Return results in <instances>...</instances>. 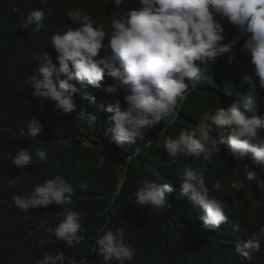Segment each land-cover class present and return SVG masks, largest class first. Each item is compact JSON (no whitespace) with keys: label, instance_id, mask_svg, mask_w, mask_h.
Masks as SVG:
<instances>
[{"label":"clouds","instance_id":"clouds-1","mask_svg":"<svg viewBox=\"0 0 264 264\" xmlns=\"http://www.w3.org/2000/svg\"><path fill=\"white\" fill-rule=\"evenodd\" d=\"M16 18L9 31L16 34L0 38V57L4 43L26 31L18 34L25 42L11 71L20 76V96L38 107L19 130L10 123L17 106L0 90V127L35 144L12 151L1 145L9 155L0 165V191L38 180L0 203V240L15 252H2L0 264H65L63 252L44 255L45 246L80 245L86 224L93 229L89 252L71 264L88 257L94 264H198L196 251L206 264H240L261 251L264 0H38ZM74 113L90 131L84 145L123 148L162 121L179 127L175 138L165 135L168 125L160 129L164 152L143 164L130 196L133 208L159 210L180 224V242L162 235L165 250L150 243L138 256L129 233L138 229L125 226H135L130 213L95 217L75 204L77 187L88 185L63 173L64 157L51 159L43 147L49 130L60 139L52 117ZM142 151L134 147L126 159ZM246 190L252 205L227 206ZM59 209L58 223L14 222L20 212L27 218Z\"/></svg>","mask_w":264,"mask_h":264},{"label":"trees","instance_id":"trees-1","mask_svg":"<svg viewBox=\"0 0 264 264\" xmlns=\"http://www.w3.org/2000/svg\"><path fill=\"white\" fill-rule=\"evenodd\" d=\"M37 2L38 0H0L1 40L16 34V32H9L13 26L18 24L16 17L21 10ZM20 33H26V31H21ZM18 34L12 40L4 43L3 55L0 57V90L4 94L9 95L17 106L18 118L15 119L10 116V123L21 130L24 124L32 118L33 112L38 106L20 96V76L11 71V61L22 50L25 42V37ZM204 86L207 85L205 84ZM49 124L59 127L60 139H57V136L51 130L44 135L49 140L43 144V147L47 149L48 155L51 159L64 157L62 161L66 160V167L62 169V172L73 173L76 176L78 174V184L86 183L88 185L86 189L77 187L79 195L75 204L83 212H91L95 217L106 216L111 211H116L121 215L130 213L135 218V226L133 227L131 222H128L125 226L129 229H138L137 231H129L136 244L138 256L143 255L144 249L150 243L157 252L165 250L161 242L162 235L173 236L176 239V243L180 242V239L175 235L176 229L181 228L180 224L172 223L171 218H168L159 210L146 209L141 211L133 208L130 196L132 188L141 180L143 164L155 160L164 152L162 147L164 136H160L159 132L162 127L168 125L167 121H162L156 127L149 129L144 141L138 142L137 145H125L123 148L115 143L111 144V148L109 145L99 147L96 145L98 144L96 140H92L95 145H84L83 141L87 136H90V131L84 121L76 118V113L71 116L54 115ZM179 130V127L175 124L168 125L165 135H171L175 138L180 132ZM34 144V139L23 136L16 137L7 129L0 127V165H8L7 157L9 151L22 147L32 149ZM148 144L150 146L146 147L145 145ZM1 145H4L9 151ZM137 146L143 148V151L129 162L126 157ZM123 178L124 181L121 183ZM37 180L26 182L14 190L13 187H9L0 191V203L8 204V199L12 194L25 191ZM261 197L264 200V193ZM240 200L246 202L248 206L252 205L254 201L252 195L246 190L235 196L227 203V206L237 209L246 208L240 203ZM106 208H108L107 212L105 211ZM62 211L64 210L30 211L27 218H25V213L20 212L14 218V222L17 226H22L23 224L40 226L43 220H47L48 223L52 221L53 223H58L57 214ZM244 221L247 230H250V219L244 217ZM85 229V239L80 245L67 247L61 243H52L45 246L44 255L63 252L65 264H71L70 259L80 262L81 258L89 252L93 238L92 227L86 224ZM263 250L264 246L261 244V251L255 254L251 261L244 260L240 264H264ZM7 251H9L8 245L0 240V254L3 252L8 256L9 253ZM179 252L183 253L180 248ZM191 254L198 264H206L199 259L198 251ZM156 260H159L158 256H156ZM94 261L93 257H88L83 260V264H94Z\"/></svg>","mask_w":264,"mask_h":264},{"label":"bare ground","instance_id":"bare-ground-1","mask_svg":"<svg viewBox=\"0 0 264 264\" xmlns=\"http://www.w3.org/2000/svg\"><path fill=\"white\" fill-rule=\"evenodd\" d=\"M28 87H29V91H30V93H32V91H33V89H32V87L30 86V85H28ZM256 95V93H254V96ZM30 97V96H29ZM29 101L30 102H32V98L30 97L29 98ZM36 104H38V103H36ZM259 110L258 109H256V112H258ZM263 111V110H262ZM261 112V111H260ZM3 242L5 243V244H9V251H7L8 253H9V255H14L15 254V252H13L12 250H11V245L13 244V243H11L10 241H8V240H3ZM240 242V241H239ZM237 243V242H236ZM22 247H23V250H22V252H25V250H26V248H27V244H25V245H22ZM64 254V253H63Z\"/></svg>","mask_w":264,"mask_h":264}]
</instances>
